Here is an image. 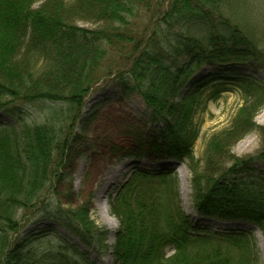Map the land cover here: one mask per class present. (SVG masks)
Here are the masks:
<instances>
[{
  "label": "trees",
  "instance_id": "1",
  "mask_svg": "<svg viewBox=\"0 0 264 264\" xmlns=\"http://www.w3.org/2000/svg\"><path fill=\"white\" fill-rule=\"evenodd\" d=\"M155 2L0 0V111L15 121L0 133V264H96L78 244L43 249L48 233L23 234V222L49 201L54 181L68 176L72 182L67 170L83 140L77 127L86 99L110 51L128 43L134 45L130 67L114 82L124 98L140 95L151 122L159 126L158 136L131 157L188 160L200 215L254 224L264 235V126L256 123L264 108V84L232 68L246 62L264 65V52L225 15L228 0H170L165 12ZM157 10V29L137 39V18ZM207 64L225 69L199 77ZM233 87L243 91L245 103L231 124L211 137L201 168L193 150L201 134L195 116L202 96L210 90L209 98L218 100ZM42 102L50 103L46 120L28 124L25 108ZM254 131L261 137L259 151L233 154V147ZM256 164L262 165L257 174ZM111 198L120 221L113 246L116 264H261L248 233L211 235L194 228L181 205L175 169L139 170ZM43 218L87 247L110 249L109 231L92 220L88 205H58Z\"/></svg>",
  "mask_w": 264,
  "mask_h": 264
},
{
  "label": "rangeland",
  "instance_id": "2",
  "mask_svg": "<svg viewBox=\"0 0 264 264\" xmlns=\"http://www.w3.org/2000/svg\"><path fill=\"white\" fill-rule=\"evenodd\" d=\"M169 2L170 0H156L155 8L159 7L165 12ZM159 14L158 10L143 12L137 18L134 25L137 39H145L157 29ZM225 15L233 24H237L249 33L258 43L260 50L264 52V0H228ZM79 24L90 28L96 26L91 22ZM133 49V44H123L119 48L112 49L106 57L102 66V77L88 95L77 127V132L83 134V140L77 145V158L75 157L67 170L68 174H72L73 180L71 182V178L67 176L61 181H54L46 197L49 201L41 205L36 212L33 211L34 213L25 216L23 234L31 230L36 233L44 230L48 235L42 243L43 249L54 250L60 243L78 244L96 264H116L113 246L120 221L112 213L111 197L116 196V192L132 179L135 172L168 168L175 169L177 172L181 205L190 217L194 228L210 232L211 235H223L230 231L248 233L259 250L261 264H264V235L260 229L245 227L242 222L208 219L199 214L193 202V171L189 167L188 160L185 162L155 161L149 156L142 159L131 157L133 152L143 150L146 143L158 136L159 132V126L150 120V111L142 97L134 94L124 98L114 82L119 71L130 67ZM232 68L239 69L264 84V65L246 62L238 63ZM224 69L217 64H207L198 72V76L209 77L219 74ZM230 90L223 93L218 100L209 98L210 90L205 91L202 96V105L195 116V121L201 128V134L193 150L194 157L201 168L205 165L206 147L211 137L228 127L237 110L245 103L244 94L240 88L233 87ZM25 109L27 111L25 119L28 124L43 123L48 115L50 103L42 102L27 106ZM8 122L15 123L11 117L0 111V133L3 131L2 126ZM256 123L264 126V108L257 115ZM261 144L260 134L254 131L239 141L232 152L239 157L254 155L261 148ZM180 165L183 166L185 175ZM253 168L254 173L257 174L262 169V165L256 164ZM108 175L111 176L109 181L106 180ZM102 198L106 200L110 216L117 222L114 230L104 222L100 205ZM58 205L64 208L88 205L91 208L92 220L109 231L107 244L110 249L105 252L96 247H87L78 237L56 222L43 218L45 211H50ZM172 252V248L167 250L168 254Z\"/></svg>",
  "mask_w": 264,
  "mask_h": 264
},
{
  "label": "bare ground",
  "instance_id": "3",
  "mask_svg": "<svg viewBox=\"0 0 264 264\" xmlns=\"http://www.w3.org/2000/svg\"><path fill=\"white\" fill-rule=\"evenodd\" d=\"M180 167H181V170L183 171V175H185L183 166L180 165ZM110 177L111 176L108 175L106 180L109 181ZM100 205H101L102 213L104 214V222L106 224H108L112 228V230H114L116 225H117V222H116L115 218L110 216L109 211H108L109 208L107 207L105 198H102V200L100 201ZM243 226L255 228L253 225H248V224L247 225L243 224ZM113 236H114V234L112 233V237Z\"/></svg>",
  "mask_w": 264,
  "mask_h": 264
}]
</instances>
